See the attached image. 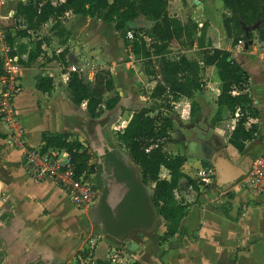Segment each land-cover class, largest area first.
<instances>
[{
	"label": "crops",
	"instance_id": "1",
	"mask_svg": "<svg viewBox=\"0 0 264 264\" xmlns=\"http://www.w3.org/2000/svg\"><path fill=\"white\" fill-rule=\"evenodd\" d=\"M17 1L0 0V58L6 52L16 53L20 62V59L25 60L32 40L40 39L41 43L32 62L26 65L20 62L19 88L13 97L14 118L22 126L20 144L11 140L9 122L0 118V264H61L62 261L68 264L70 255L78 253L88 240L94 242L88 255L90 264L97 258L105 259L108 245L118 248L122 263L132 258L140 264H264V189L249 191L238 180L239 164L264 148V42L256 34L259 24L252 28L253 37L232 43L221 22L214 18L227 11L223 6L215 9L214 0H173L178 6L173 10L167 6L181 21L189 17L197 25L204 22L210 46L229 50L230 56L240 64L246 75L241 90L247 93L248 104L254 109L244 125H253L255 130L245 135L243 151H238L228 141L238 110L230 114L222 109L219 118H212L220 85L215 66L200 62L195 37L171 39L168 43L176 45L173 57L181 54L188 60H196L199 70L198 88L192 96L180 95L169 100V106L160 111L167 114L171 122L164 149L170 155L182 157L179 169L192 180L187 183L184 178L179 179V188L173 193L176 199L188 204L187 211L180 218L178 230L160 242L158 236L164 224L150 202L152 183L134 185L126 169L116 166L110 170L107 184L115 186L114 182L120 180L119 186L129 187L138 197L126 200L123 205L108 202L112 211L104 208L106 222L105 219L95 221L93 215L106 194L101 198L97 196L88 207L77 209L51 179L33 181L22 170L21 153L25 148L40 145L41 131H74L69 127V118L76 117L78 122L89 118L86 114L84 118L79 116L77 111L82 110L69 105L64 94L57 97L54 91L37 89L35 76H49L53 83L64 87L71 57L75 64L81 61L80 44H91L90 52L95 53L93 44L105 42L111 46L109 50L116 60L121 59V50L113 41L111 24L90 12L81 15L68 10L56 26L55 20L50 18L28 36L15 34L22 26L20 19L12 17ZM92 1L86 0L87 3ZM210 7L214 15L207 13ZM201 11L204 17H199ZM145 22L148 24L147 20ZM185 41L187 45L183 44ZM135 78L141 80L149 95L155 79L148 80L143 72L130 76V79ZM119 79L115 91L124 106L136 94L125 78ZM64 98L65 105H62ZM191 100L196 106L189 112ZM131 163L140 176L136 165ZM204 167L212 170L201 178L197 171ZM160 169L163 170L160 176L167 178V169L163 166ZM91 179L99 190L96 169L91 172ZM221 204L227 206L226 210ZM120 206L126 208L127 214L118 213ZM144 231L149 232L144 235ZM84 259L82 264L86 262Z\"/></svg>",
	"mask_w": 264,
	"mask_h": 264
},
{
	"label": "trees",
	"instance_id": "2",
	"mask_svg": "<svg viewBox=\"0 0 264 264\" xmlns=\"http://www.w3.org/2000/svg\"><path fill=\"white\" fill-rule=\"evenodd\" d=\"M223 8L227 11L222 14L221 24L224 33L235 43L238 39L253 37L252 28L255 24L257 37L264 42V5L263 0H221ZM168 0H18L14 6L12 17L22 20V26L14 32L22 37L29 32H35L40 25L48 19H54V25L59 18L70 10L76 14L95 15L109 22L114 31L123 39V44L129 41L131 52L148 55L150 44H147L142 35L148 36L161 52L171 39L189 40L195 37L197 54L202 64H213L219 79V91L216 94V109L213 119L220 116L222 109H227L233 114L237 109L234 125L230 130L228 141L238 150L243 151V139L247 133L255 130V126L245 127L248 116L254 114V109L249 106V96L242 91L246 75L240 64L230 56V51L225 48L210 46V40L205 36V23L197 25L196 21L187 17L183 21L172 15L168 9ZM148 21V24L141 18ZM132 30L130 39L125 37L126 30ZM141 33V35H138ZM9 40V34L6 35ZM40 39L32 40L31 48L26 53L23 64L32 62L40 51ZM64 51V50H63ZM62 51V52H63ZM227 56L229 57L227 59ZM199 65L196 60H188L184 55L167 57L162 53L157 58L156 67L152 68L159 75L160 83L155 84L149 95L152 97L164 96L173 100L180 95L191 97L198 88ZM37 89L47 91L53 85L49 76L37 74L34 79ZM65 92L67 99L73 104L84 103L85 111L90 121L97 120L100 116L94 114L99 103L108 109L119 99L116 91L102 100L100 91L112 88V78L104 68L95 71L92 79L84 80L74 71H68L65 79ZM239 89V90H238ZM238 90L237 92H232ZM163 108L169 103L162 105ZM196 103L190 101L192 112ZM161 107V106H160ZM151 106H140L136 110H128L124 125L118 132V138L124 145L130 160L136 165L143 184L151 185L150 202L156 212L162 217L164 230L159 234L161 242L167 236L178 230L180 218L187 211V203L174 197L173 191L179 188V179L184 178L187 183H192L191 178L183 174L179 167L182 157L179 154L170 155L164 144L169 140L171 127L170 118L159 110L152 112ZM151 112L153 114H151ZM65 132H50L43 130L40 133V147H64L68 150L77 171L91 172L94 162L88 161L82 143L74 138H67ZM160 166L167 169L168 177L158 174ZM93 167V168H91ZM226 210V205L221 204ZM89 255V253H83ZM107 259H95L94 264H107ZM126 264V263H115ZM128 264H138L136 260Z\"/></svg>",
	"mask_w": 264,
	"mask_h": 264
},
{
	"label": "rangeland",
	"instance_id": "3",
	"mask_svg": "<svg viewBox=\"0 0 264 264\" xmlns=\"http://www.w3.org/2000/svg\"><path fill=\"white\" fill-rule=\"evenodd\" d=\"M168 6H169V10H173L178 6V4L175 5L173 0H169ZM213 7L217 10H220V8H222L221 0H214ZM213 7H210L207 10V13H209V15H214L213 14V12H214ZM184 13H182V14H184ZM204 14H205L204 11L199 12V17H204L205 16ZM214 16H212V17H214L216 20L218 19V21L221 22V16L222 15L220 16V14H218V15H214ZM111 31L113 32L112 29H111ZM112 35H113V41H114L115 45L120 46L119 47V49L121 50L120 51V53H121L120 57L122 60L121 59L118 60L119 58L117 60L115 59V56L112 55L113 54L112 51L109 50V48L111 46H109L105 42L101 41L99 43L93 44V47H95V49H96L95 53L90 52L89 46H91V44H87V45L86 44L85 45L80 44V49L78 50L79 51L78 57L81 58V61L78 63V65H81L85 69L86 72L92 71L93 74L91 75L90 78H87L85 76V74H82L81 72H79V75L82 79L87 80V79H92L95 71H97L99 68H104L107 71V73L112 78V88L103 89L100 91V93H101L100 95L102 97V100H104L106 97L113 94L115 89L119 86L118 84H120V79H119L120 77L121 78L123 77L128 81L130 89L136 94L132 98L133 100L129 101L128 104H126L124 106L123 105L120 106V109H121L120 116L118 117V119H116V121H114V123L112 124V126L109 129L110 130L109 132L111 134V136H110L111 141L114 143L115 146H117L120 149V151L125 153L126 152L125 147L120 142L117 134H118L119 130H121L122 126L124 125V123L128 117L127 109L128 110H136L140 106H151L153 108L152 112L155 109L161 111L163 109L162 105H164L165 103H168L167 102L168 97H164V96L152 97V96L148 95V93L143 88V84L141 83V80H139L137 78L130 79V76H136L139 74V72H143L144 76L148 80L155 79V81H154L155 84L160 83L159 82L160 81L159 75L155 74V72L152 71V68L156 67L157 58L161 53L167 57H173L174 54H176L174 51L176 45L167 43V45L164 47V49L161 52H158L157 50H155V46H153V43L150 41L148 36L143 34L145 37L143 39L146 41L147 44H150V47H149L148 55L142 56L139 53L131 52V47H130L129 41H126V44H123V39L119 36L117 31H114V33ZM138 35H141V33H138ZM81 39L86 40V38H83V37ZM183 44L187 45L188 42L185 41V42H183ZM73 55H75V54L73 53ZM72 60H74L73 57H71V60H70V62H68V64L73 63V62H71ZM73 64H75V63H73ZM109 64L113 65V68H114L113 72H111L107 69V66ZM25 84L27 85V83H24V86H25ZM50 91H54L57 94V97H61V95H63V94L66 96L65 87H62L61 83H57V84L53 83V85L50 87V89L45 91V92H50ZM131 97L132 96H130V98ZM64 101H65V98H64L63 102H61L62 105H65ZM67 103H69V105L73 106L76 109L82 110L83 113L87 115L83 102H81L80 104H73L68 100ZM105 110H106V108H105L104 104L99 103L94 110V114L101 116L105 112ZM152 112H151V114L154 113V112L153 113ZM64 132L68 134L67 138H69V139L76 138L82 143L83 147L85 148L86 154L89 157L88 161H92L93 160V150H91V148L88 146V144L85 141V139L83 138V136L80 133L75 132V131L68 130V131H64ZM126 155H128V154L126 153ZM128 158H129V156H128ZM91 168H93V167H91ZM91 172H95V167L93 168V170ZM162 173H163V170L159 168L158 174L162 175ZM116 182H118V181H116ZM116 182H114V183H116ZM130 193L131 192H130L129 187H123V186H119V185L113 186L112 183L107 184V187L105 190L106 197L104 199H102V203H100L99 206L97 208H95L93 211L94 220L95 221H100V220L103 221V219H105V216H106V211L104 208H110L111 209V204L113 202L116 204L119 203L120 205H123L124 203H126V200L132 201L134 198L136 199L138 197L137 195H134L132 193L130 194ZM108 202H111V204H109ZM111 211H112V209H111ZM120 212L122 214H127L126 208H121V206H120V209L118 210L119 214H120ZM102 217H104V218H102ZM105 222H106V219H105ZM93 243H94L93 240L85 241L82 248L78 249V253L73 252V254L70 255V257H69L70 261L68 264H82V262H83L82 259H84V258H85L84 260L86 261L84 264H90L91 260H90L89 256L84 255L83 253H89L92 249ZM114 249L117 250L118 256H122L117 247H115L114 245H108V251H107V254L105 256V259H107L109 261V259H110L109 257L111 255L110 253L113 252ZM114 258H116V257H113V259ZM87 261H89V262L87 263ZM130 261H133V259L131 258V259L125 260V263L128 264ZM63 263H64V261L61 262V264H63ZM115 263H117V262H115ZM138 264H140V263H138Z\"/></svg>",
	"mask_w": 264,
	"mask_h": 264
},
{
	"label": "built area",
	"instance_id": "4",
	"mask_svg": "<svg viewBox=\"0 0 264 264\" xmlns=\"http://www.w3.org/2000/svg\"><path fill=\"white\" fill-rule=\"evenodd\" d=\"M132 35V30L125 31L127 39H130ZM142 36L145 38L144 35ZM239 41L240 39L236 42ZM18 58L16 53L10 54L8 52L0 58V118L9 122L11 140L16 144H20L22 132L21 124L14 118L13 107V97L19 88L18 81L22 67ZM107 69L113 72V65L109 64ZM67 70L77 74L81 72L87 78L93 74L92 71L86 72L78 63L67 65ZM243 162L239 164L238 180L240 184L252 192H259L264 189V148L257 155L249 158L247 162ZM20 165L27 178L33 181L51 179L65 192L69 201L77 209L88 207L97 197V187L91 179V172L77 171L68 150L64 147L25 148L20 156ZM211 170V167H204L199 169L197 174L204 178ZM114 251L110 253L109 261H112L113 264L115 262L122 263L117 250L114 249ZM113 257L116 258L113 259Z\"/></svg>",
	"mask_w": 264,
	"mask_h": 264
},
{
	"label": "flooded vegetation",
	"instance_id": "5",
	"mask_svg": "<svg viewBox=\"0 0 264 264\" xmlns=\"http://www.w3.org/2000/svg\"><path fill=\"white\" fill-rule=\"evenodd\" d=\"M83 126L86 129V137H83L87 142L88 146L93 150V160L95 169L98 167L101 171V182L102 187L101 190L97 188V196L104 197L105 190L107 187V183L109 178L107 177V173L110 170H114L116 166L119 169H126L128 171V178L132 180L134 185L144 184L141 181L140 176L136 173L135 168L132 166L130 158L120 151V149L114 145V143L110 139V127L111 123H108V120L105 119L102 123H99L97 126L94 121H90L89 119H85L82 121ZM127 180V179H126ZM118 181V180H117ZM147 234V231H144Z\"/></svg>",
	"mask_w": 264,
	"mask_h": 264
},
{
	"label": "water",
	"instance_id": "6",
	"mask_svg": "<svg viewBox=\"0 0 264 264\" xmlns=\"http://www.w3.org/2000/svg\"><path fill=\"white\" fill-rule=\"evenodd\" d=\"M194 1H196V0H194ZM19 22L22 23V20H20ZM141 22L144 23L143 20ZM228 58L229 57L227 56V59ZM121 104H122V102H121V98H120L117 100V102H115L113 104L112 107H110L108 110H106V112L103 115H101L97 120H95L94 123L98 126L99 123H102L105 119L108 120L109 124L113 123L118 118V115L121 113L120 112ZM77 113H79L78 115L79 116L81 115L83 118L86 116L82 111L78 110ZM67 121H69V127L71 128V130H74V131L80 133L83 137L87 136L86 129L83 126V123L78 122L76 117H71ZM96 176L98 177V181H99V184H98L99 190H101V187H102L101 178H102V176H101V171L98 167L96 168ZM120 184H121L120 180L115 183L116 186H118ZM157 225H158V221H156V227H157ZM155 230H156V228H155ZM155 230L152 232V235L154 234ZM145 240H146V238L143 239V242H146Z\"/></svg>",
	"mask_w": 264,
	"mask_h": 264
}]
</instances>
